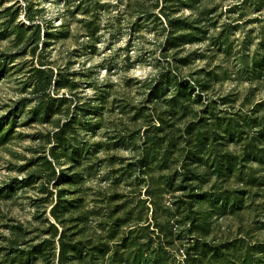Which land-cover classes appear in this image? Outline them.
<instances>
[{
    "label": "rangeland",
    "instance_id": "obj_1",
    "mask_svg": "<svg viewBox=\"0 0 264 264\" xmlns=\"http://www.w3.org/2000/svg\"><path fill=\"white\" fill-rule=\"evenodd\" d=\"M262 101L264 0H0V264H264Z\"/></svg>",
    "mask_w": 264,
    "mask_h": 264
},
{
    "label": "trees",
    "instance_id": "obj_2",
    "mask_svg": "<svg viewBox=\"0 0 264 264\" xmlns=\"http://www.w3.org/2000/svg\"><path fill=\"white\" fill-rule=\"evenodd\" d=\"M262 103H264V101H262ZM257 108V106L256 107H254V110ZM249 113H252V111H249ZM223 248H225V247H223ZM216 250H218V246H215V250L214 251H216ZM183 264H185V262L183 261Z\"/></svg>",
    "mask_w": 264,
    "mask_h": 264
}]
</instances>
